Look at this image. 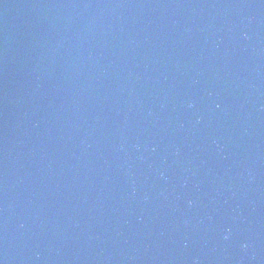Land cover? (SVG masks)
<instances>
[{
    "label": "water",
    "instance_id": "water-1",
    "mask_svg": "<svg viewBox=\"0 0 264 264\" xmlns=\"http://www.w3.org/2000/svg\"><path fill=\"white\" fill-rule=\"evenodd\" d=\"M0 264H264V0H0Z\"/></svg>",
    "mask_w": 264,
    "mask_h": 264
}]
</instances>
